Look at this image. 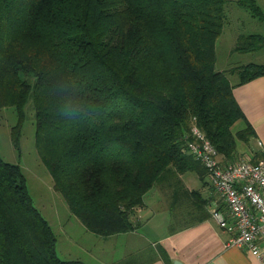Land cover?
<instances>
[{
  "label": "trees",
  "instance_id": "obj_1",
  "mask_svg": "<svg viewBox=\"0 0 264 264\" xmlns=\"http://www.w3.org/2000/svg\"><path fill=\"white\" fill-rule=\"evenodd\" d=\"M228 2L0 0V109L16 108L19 147L32 100L39 156L88 230L131 231L155 184L189 170L207 175L187 150L193 124L225 162L254 137L228 73L244 83L264 63L216 69ZM237 2L264 20L256 0ZM263 45L264 34H243L235 50ZM238 120L246 127L234 131ZM0 264H86L58 255L21 166L1 154Z\"/></svg>",
  "mask_w": 264,
  "mask_h": 264
},
{
  "label": "crops",
  "instance_id": "obj_2",
  "mask_svg": "<svg viewBox=\"0 0 264 264\" xmlns=\"http://www.w3.org/2000/svg\"><path fill=\"white\" fill-rule=\"evenodd\" d=\"M248 63L264 61L251 60L238 66ZM229 79L235 85L234 96L253 127V141L263 154L264 74L244 83H239L240 76L235 81L230 76ZM186 172L168 180L161 189L154 185L144 194V205L133 214V220L137 222L133 230L100 235L88 230L80 221V231L71 234L79 250L71 252L69 257L62 256L57 250L59 256L65 260L79 259L86 264H175L176 260L182 264H264V236L259 239L263 259L247 249L228 245L229 233L212 217L214 208L229 215L224 202L208 175L202 178L197 174L200 182L191 178L185 181ZM193 190L198 194L192 195ZM120 240L126 246L107 247L112 241L118 244ZM96 243H102L103 248L95 250L93 245ZM154 248L157 251L151 257L150 251ZM82 249L86 254L81 253Z\"/></svg>",
  "mask_w": 264,
  "mask_h": 264
},
{
  "label": "rangeland",
  "instance_id": "obj_3",
  "mask_svg": "<svg viewBox=\"0 0 264 264\" xmlns=\"http://www.w3.org/2000/svg\"><path fill=\"white\" fill-rule=\"evenodd\" d=\"M264 11V0H256ZM226 22L223 32L217 41V69L229 72L232 67L245 62L264 61V45L261 48L248 52L235 50L238 38L243 34L260 33L264 34V20L253 16L245 7L238 4L237 0H229L226 5ZM232 80L238 79L239 75L229 72ZM26 118L21 129L19 147L13 142L12 128L18 122V113L15 107L7 106L0 109V154L7 162L19 164L25 174L29 192L34 204L47 218L57 236V250L62 256H72L71 252L79 250L75 241H72V231L78 232L81 220L74 215L64 196L54 188L52 174L41 160L36 148V117L32 100L25 107ZM243 120H238L233 125V130L245 128ZM239 160H256L262 156V152L250 136V142H239ZM199 164V163H198ZM200 168L202 166L199 164ZM203 171H205L203 169ZM197 171H187L185 181L194 179L200 182ZM167 181L155 184L162 188ZM76 221L72 225L71 222ZM76 227V229H70ZM80 231V230H79ZM116 245V246H114ZM124 247L126 244L121 240L112 241L107 245L109 249ZM95 250L103 248L102 243L93 245ZM157 250L154 248L151 253ZM81 250V253H85ZM114 252V251H113ZM58 254V255H59ZM86 254V253H85ZM74 255V254H73Z\"/></svg>",
  "mask_w": 264,
  "mask_h": 264
},
{
  "label": "built area",
  "instance_id": "obj_4",
  "mask_svg": "<svg viewBox=\"0 0 264 264\" xmlns=\"http://www.w3.org/2000/svg\"><path fill=\"white\" fill-rule=\"evenodd\" d=\"M190 135L188 152L206 168L211 185L229 212L227 216L220 208L212 210V217L229 233L227 244L263 259L259 239L264 236V152L257 161L225 162L196 124Z\"/></svg>",
  "mask_w": 264,
  "mask_h": 264
},
{
  "label": "water",
  "instance_id": "obj_5",
  "mask_svg": "<svg viewBox=\"0 0 264 264\" xmlns=\"http://www.w3.org/2000/svg\"><path fill=\"white\" fill-rule=\"evenodd\" d=\"M175 264H182V263H181L180 261H177V260H176V261H175Z\"/></svg>",
  "mask_w": 264,
  "mask_h": 264
}]
</instances>
